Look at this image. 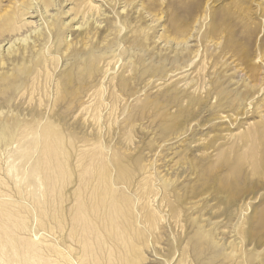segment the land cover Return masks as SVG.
Here are the masks:
<instances>
[{"label":"rangeland","instance_id":"obj_1","mask_svg":"<svg viewBox=\"0 0 264 264\" xmlns=\"http://www.w3.org/2000/svg\"><path fill=\"white\" fill-rule=\"evenodd\" d=\"M263 13L259 0H0V35L19 27L0 49V264H53L47 244L73 264H264ZM205 190L224 198L199 202Z\"/></svg>","mask_w":264,"mask_h":264},{"label":"bare ground","instance_id":"obj_2","mask_svg":"<svg viewBox=\"0 0 264 264\" xmlns=\"http://www.w3.org/2000/svg\"><path fill=\"white\" fill-rule=\"evenodd\" d=\"M259 2H260V5H261V10H262V12L264 11V0H259ZM132 11V10H131ZM138 12V11H137ZM30 12H29V10H26L24 13H23V15L22 16H24V15H27V14H29ZM43 14H45V11H44V13ZM99 14V13H98ZM264 14V13H263ZM109 17H106V19H104V21H107V19H108ZM111 18V17H110ZM133 19V18H132ZM7 21H9L8 22V25H10V29L9 30H7V31H4V32H6L7 33V35H0V49L2 48V47H5L6 45H8L9 44V42H10V40H9V42H7V43H5V44H2V43H4L6 40H7V36L8 37H10L13 33H15L16 31H18L19 30V27L16 25V23H14L12 20H7ZM89 21V20H88ZM77 22H79V20L77 21ZM98 21H96L95 23H97ZM88 22H87V20H86V22L85 23H83V22H81V25L80 26H77L78 28L77 29H75V30H77L79 33H78V36L80 37L81 36V39H82V41H84V39L85 38H87L86 36L87 35H89L90 34V31L92 30V29H90L89 27V23L87 24ZM23 25H25V24H23ZM86 25V27H84ZM92 25H93V23H92ZM76 26V25H75ZM91 27H93V26H91ZM88 28H89V30H88ZM99 29H100V31H99ZM93 30H94V34H97V33H102V34H105L107 31H108V28L107 29H105V28H101V23H99L97 26H95L94 28H93ZM96 30V31H95ZM34 32H35V35H43L42 33H40V31H39V29H38V31H37V29H35V30H33ZM76 32V31H75ZM11 34V35H10ZM14 35V34H13ZM22 42H23V46H26L27 47V45H29V41H28V38L26 37L24 40H21ZM15 42V41H14ZM14 42H11V44H10V46L8 47V49H7V54L10 56V59L11 60H13V61H15V60H19V58H18V56H17V52L19 51V49H15V44H17V42L16 43H14ZM29 47V46H28ZM26 54V53H25ZM185 57L186 56H184L183 58H182V56H181V58L182 59H184L185 60ZM4 58L5 57H1L0 56V61H2V62H4ZM6 63V62H5ZM4 63V64H5ZM235 63V62H234ZM232 64V63H231ZM22 65V64H21ZM236 66V65H235ZM240 84V83H239ZM200 113V112H199ZM221 117H223V116H220V118ZM45 136H46V138H47V136H49V134L47 135V134H45ZM200 139H198L197 141H195V144H194V146H193V149L194 150H197L196 148L197 147H199L200 145H201V143H198V141H199ZM190 145V144H189ZM192 145V144H191ZM168 146V145H167ZM50 147H51V145H50ZM29 148H31V147H29ZM52 148V147H51ZM193 151V150H192ZM173 154V153H172ZM171 160V159H170ZM170 162V161H169ZM1 167V166H0ZM163 172V171H162ZM109 175V174H108ZM107 189H109V188H107ZM94 195V197H95V200L97 201V204H96V207H95V209H94V213H97L99 210H100V204L101 203H105V201H106V194L104 193V192H97L96 194H93ZM140 197L138 198V202H141L142 201V197L144 196V192L142 191V192H140V195H139ZM200 196H201V198L198 200L199 202L200 201H204L205 199H208V198H212V200L214 201L213 203L215 204V203H218V202H220L223 198H224V196H223V194L222 193H218V194H212L211 192H209V191H207V190H205V191H203L201 194H200ZM245 197V196H244ZM226 199V198H225ZM243 199V198H242ZM249 199H251V196H246L245 198H244V201L245 200H249ZM81 200V199H80ZM77 201H78V199H77ZM93 201H94V199H93ZM115 201V200H114ZM110 202V209H112V211L113 212H116L117 214H119L120 213V211L122 210V204L120 205L119 204V202ZM197 201V202H198ZM240 201V200H239ZM242 201V200H241ZM239 203V202H238ZM238 203L236 202V204H234L233 206H231V207H229V209H228V212L227 213H223V214H221L220 216H218V218H217V222H221V223H226V222H229V212H233L235 209H237L236 207H237V205H238ZM84 204V203H83ZM82 204V205H83ZM123 204H124V206H127V208H128V212L130 213V214H132L133 216H132V219L134 220V222H136L138 225H142V226H144V227H146V226H150V227H152V224L155 222V221H157V215H156V212L155 211H145V209L146 208H144L143 206H142V208H140L139 210H138V212H136V214H135V205H136V203H135V201L134 200H132V198H131V196H129L128 198H124V202H123ZM81 207H83V206H81ZM112 207V208H111ZM211 207V206H210ZM107 209H108V206H107ZM238 211V210H237ZM124 213V212H123ZM84 214H86V211L85 210H83L82 209V211H81V217H83L84 218ZM204 215V214H203ZM237 217V216H236ZM86 219V218H85ZM213 219V218H212ZM206 220V219H205ZM207 220H209V218H207ZM19 224V223H18ZM96 225V224H95ZM88 226V225H87ZM93 227V226H92ZM97 227V226H96ZM93 229V228H92ZM7 233V232H6ZM6 235V234H5ZM8 235V234H7ZM220 235V234H219ZM8 238H10V237H8ZM232 238V237H231ZM1 243V242H0ZM33 243V242H32ZM264 243V242H263ZM3 244V243H2ZM46 244V243H45ZM31 245V246H30ZM29 245V243H28V246L31 248V250L32 251H36L37 250V246H35V244L33 245V244H30ZM13 246V245H12ZM47 247H49V250H50V252H54L55 253V257H56V259L54 260V262H53V264H73V261H72V259H71V256L70 255H67L66 253H64L63 252V250L62 249H60V248H55V247H53V245H48L47 244ZM3 248V247H2ZM256 248V247H255ZM13 249V248H12ZM24 249V248H23ZM22 249V250H23ZM38 250H40V248L38 249ZM258 250V249H257ZM262 250H264V244L262 245V249H261V251ZM40 252V251H39ZM41 252H42V250H41ZM35 254H36V252H35ZM84 255V254H83ZM44 257V256H43ZM47 258H49V257H47ZM44 259V258H43ZM89 259V258H88ZM49 260V259H48Z\"/></svg>","mask_w":264,"mask_h":264}]
</instances>
